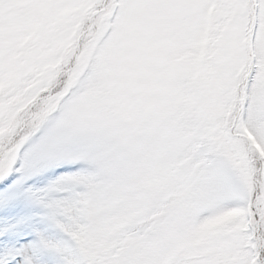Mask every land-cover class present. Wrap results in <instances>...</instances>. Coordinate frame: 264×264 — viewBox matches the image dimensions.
<instances>
[{"label":"snow or ice","instance_id":"1","mask_svg":"<svg viewBox=\"0 0 264 264\" xmlns=\"http://www.w3.org/2000/svg\"><path fill=\"white\" fill-rule=\"evenodd\" d=\"M0 264H264V0H0Z\"/></svg>","mask_w":264,"mask_h":264}]
</instances>
